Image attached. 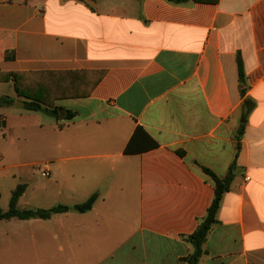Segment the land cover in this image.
Listing matches in <instances>:
<instances>
[{"label": "crops", "instance_id": "1", "mask_svg": "<svg viewBox=\"0 0 264 264\" xmlns=\"http://www.w3.org/2000/svg\"><path fill=\"white\" fill-rule=\"evenodd\" d=\"M11 72L42 94L83 96L56 100L55 118L0 83L15 93L0 130L15 139L25 118L42 130L24 197L38 177L52 207L98 199L0 234V264H188L215 197L202 167L235 180L199 264H264V0H0V73ZM138 129L157 147L126 154Z\"/></svg>", "mask_w": 264, "mask_h": 264}, {"label": "trees", "instance_id": "2", "mask_svg": "<svg viewBox=\"0 0 264 264\" xmlns=\"http://www.w3.org/2000/svg\"><path fill=\"white\" fill-rule=\"evenodd\" d=\"M169 3L180 5L186 4L189 0H166ZM195 3H217L218 0H193ZM10 57V56H9ZM239 70H240V81L244 83V71L242 66V61L240 57L238 58ZM38 76L40 74H34ZM35 77V76H34ZM28 74L23 73H0V83L1 82H14L15 92L19 97L25 98V109L31 112L36 113H47L55 118H59V110L55 107V101L58 99H67L73 97H83L80 94L74 93H49L42 94L38 91L37 88L27 86L29 83ZM51 91V90H50ZM55 91V89H52ZM242 95H245V91L242 90ZM46 97H50L49 100H46ZM14 100H8L4 98L0 99V106L2 104H12ZM244 111L243 117L246 119L254 108V104L250 100H245L244 102ZM2 128L0 123V129ZM245 126L243 125L240 130V139L244 134ZM157 147V144L147 135L142 129L136 131L135 136L132 138L128 144L125 152L126 154H138L149 149ZM179 155L184 157L182 152H179ZM202 170L205 174L211 177L215 183V197L214 200L207 211V215L199 222V225L196 231L187 238V241L190 242L193 246V253L186 258L188 264H199L201 258L206 254L204 248L208 236L213 229V227L218 223V214L222 205L224 195L230 191L232 184L235 180V174L231 171L228 175L221 178L216 175L211 170L202 167ZM27 190L26 184L19 185L12 193V198L10 201L9 209L4 210L0 207V221H9V220H20V221H30V220H50L53 216L76 212V213H87L91 211L98 199V195L95 194L90 197L87 201L77 204L74 206L66 205H56L49 209L42 208H33V209H21L19 207V201L23 197Z\"/></svg>", "mask_w": 264, "mask_h": 264}, {"label": "rangeland", "instance_id": "3", "mask_svg": "<svg viewBox=\"0 0 264 264\" xmlns=\"http://www.w3.org/2000/svg\"><path fill=\"white\" fill-rule=\"evenodd\" d=\"M2 93L7 94V99L14 97L13 85L0 84V95ZM16 124L15 139H12V135L7 130H0V207L4 210L9 209L13 191L19 185L26 184L28 181L23 174V170L27 168L26 164L39 162L45 156L44 150L40 147V133L42 130L39 127L38 120L25 118L20 123L16 122ZM24 137L28 138L27 141ZM42 178L45 177L42 176ZM43 180L46 179L37 177L35 182H30L34 189H30L26 196L24 197V194L20 199L19 207L21 209H49L52 207L50 206L52 205L51 202L40 197L39 186ZM24 228L38 231V222L0 221V234L2 237L4 232L14 230L23 232Z\"/></svg>", "mask_w": 264, "mask_h": 264}, {"label": "built area", "instance_id": "4", "mask_svg": "<svg viewBox=\"0 0 264 264\" xmlns=\"http://www.w3.org/2000/svg\"><path fill=\"white\" fill-rule=\"evenodd\" d=\"M40 173H41V175H42L43 177H45V178H48V177H50V175H51V171H50L49 168L46 167V165H44V166H40ZM246 179L249 180L248 177H247Z\"/></svg>", "mask_w": 264, "mask_h": 264}, {"label": "water", "instance_id": "5", "mask_svg": "<svg viewBox=\"0 0 264 264\" xmlns=\"http://www.w3.org/2000/svg\"><path fill=\"white\" fill-rule=\"evenodd\" d=\"M9 100H11V98H9ZM20 105H21L22 107H25V103H24V102H20Z\"/></svg>", "mask_w": 264, "mask_h": 264}]
</instances>
